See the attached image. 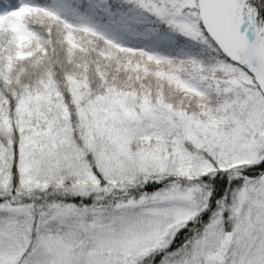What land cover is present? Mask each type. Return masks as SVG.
I'll use <instances>...</instances> for the list:
<instances>
[{
  "label": "trees",
  "instance_id": "1",
  "mask_svg": "<svg viewBox=\"0 0 264 264\" xmlns=\"http://www.w3.org/2000/svg\"><path fill=\"white\" fill-rule=\"evenodd\" d=\"M21 1L49 7L47 0ZM107 1L144 9L138 0ZM19 2L0 0L6 9ZM145 11L151 23L169 26ZM195 11L199 35L179 36L158 61L147 55L153 39L142 25L131 24L124 35L126 46L119 47L55 16L30 17L23 23L33 34L32 52L20 58L12 54L10 30L0 27V208L27 207L32 216V235L21 255L8 251L0 264H30L40 220L50 209L64 204L79 211L116 206L148 197L174 179L134 172L128 165L122 176L108 172L104 163L108 168L112 144L93 126L103 110L114 104L118 110L117 104L123 103L141 117L147 107L166 109L181 112L193 124L213 120L228 133L259 103L257 98L264 104V0H196ZM226 33L234 43L227 42ZM254 52L261 72L246 65ZM168 70L207 89L200 95L187 92L165 77ZM232 76L240 79L239 85L229 83ZM262 132H251L249 138ZM176 135V130L162 134L169 145ZM124 144L139 149L144 136L129 134ZM183 149L210 158L189 140L183 141ZM262 174L264 148L249 163L179 180L202 189L205 203L163 246L133 264L180 261L215 215L230 231L237 193Z\"/></svg>",
  "mask_w": 264,
  "mask_h": 264
},
{
  "label": "rangeland",
  "instance_id": "2",
  "mask_svg": "<svg viewBox=\"0 0 264 264\" xmlns=\"http://www.w3.org/2000/svg\"><path fill=\"white\" fill-rule=\"evenodd\" d=\"M47 1L48 9L21 0L10 4L9 9L0 4V27L10 30L8 35L14 46V57L32 52L29 50L33 34L23 21L34 16H55L119 47L126 46L124 35L131 24L142 25L153 39L147 55L157 61L179 36L195 37L200 33L193 18L196 0H138L144 9L114 6L107 0ZM146 9L170 27L151 23ZM220 37L224 44L222 33ZM225 38L230 44L235 41L233 38L230 41L229 35ZM2 64L0 56L3 78ZM246 65L254 71H262L255 52ZM173 73L168 70L164 75L187 92L200 95L207 89V85L176 78ZM243 80L248 82L245 76ZM228 81L234 86L240 84L236 76L229 77ZM257 101L259 103L251 107L249 115L228 133L220 130L213 120L193 124L181 112L166 109L155 112L147 107L140 117L132 115L128 106L118 103V110L114 104L97 114L93 126L112 144L108 168L104 163L108 172L122 176L124 165H128L134 172L152 173L156 178L173 176L174 179L148 197L130 199L116 206L79 211L64 204L50 209L40 220L35 235V256L30 264H133L146 253L163 246L206 201L207 195L202 189L183 186L179 180L249 163L264 148V132L249 138L251 132L264 130V104L258 98ZM172 130H176L177 135L169 145L162 134ZM129 134L144 136L143 146L132 150L124 144ZM149 138L155 143L150 144ZM184 140L204 148L210 158L187 153L183 149ZM232 217V229L227 231L221 216L215 215L203 235L194 241L192 251L174 264H264V174L239 190ZM31 235L29 208H0V259L12 250H17L20 256Z\"/></svg>",
  "mask_w": 264,
  "mask_h": 264
},
{
  "label": "water",
  "instance_id": "3",
  "mask_svg": "<svg viewBox=\"0 0 264 264\" xmlns=\"http://www.w3.org/2000/svg\"><path fill=\"white\" fill-rule=\"evenodd\" d=\"M226 238H227V240H228V238H229V234L226 235Z\"/></svg>",
  "mask_w": 264,
  "mask_h": 264
}]
</instances>
